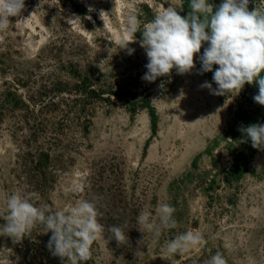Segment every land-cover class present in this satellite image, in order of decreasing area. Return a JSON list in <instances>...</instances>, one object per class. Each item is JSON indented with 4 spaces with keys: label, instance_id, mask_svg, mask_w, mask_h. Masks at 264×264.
Masks as SVG:
<instances>
[{
    "label": "rangeland",
    "instance_id": "374dc122",
    "mask_svg": "<svg viewBox=\"0 0 264 264\" xmlns=\"http://www.w3.org/2000/svg\"><path fill=\"white\" fill-rule=\"evenodd\" d=\"M169 4L25 0L0 30V210L13 193L61 210L93 202L104 232L83 264H207L217 252L227 264H264V151L234 120L240 93L200 87L217 88L209 72L200 74L207 42L190 73L173 69L155 82L142 79L141 32L131 55L120 48L129 17L142 31ZM248 7L264 9V0ZM161 203L175 208L177 227L154 241L137 217L148 210L155 219ZM113 225L128 235L126 245L112 239ZM46 231L38 225L21 242L0 235V264H68L52 254ZM187 231L207 243L162 258Z\"/></svg>",
    "mask_w": 264,
    "mask_h": 264
},
{
    "label": "clouds",
    "instance_id": "9594fccd",
    "mask_svg": "<svg viewBox=\"0 0 264 264\" xmlns=\"http://www.w3.org/2000/svg\"><path fill=\"white\" fill-rule=\"evenodd\" d=\"M250 0H222L216 7L209 0H190L187 16L182 0H175L159 11L151 22L143 25L136 16L129 17L128 27L120 39V48L131 55L135 49L129 47L136 41L135 34L142 33L141 47L146 51L147 72L142 79L155 82L158 77L170 75L175 69L178 74L190 73L195 68L194 56L201 52L207 42L201 61L200 74L213 71L217 88L205 81L200 87L210 89L213 94L237 95L245 84H258V94L253 99L264 106V9L249 10ZM25 9V0H0V30L8 27L10 18L19 17ZM100 18L105 21V12ZM241 132L251 140L253 148L264 151V124L242 127ZM156 218L148 210H142L137 217L140 231L151 233L158 240L165 229L177 227L175 208L167 203L159 204ZM102 213L93 202L79 200L75 206L53 209L47 204L37 206L31 197L13 193L6 199V207L0 210V218L6 223L0 225V235L8 236L14 242H21L38 225H44L52 235L48 248L68 264H83L93 259V245L103 238L104 225L98 217ZM158 221V222H157ZM108 231L118 246L126 245L128 235L120 226H111ZM111 239V240H112ZM199 232L187 231L169 241L166 245V260L176 254H185L191 247L206 244ZM140 251H137L139 253ZM207 264H227L220 252L213 255Z\"/></svg>",
    "mask_w": 264,
    "mask_h": 264
},
{
    "label": "trees",
    "instance_id": "16d2710c",
    "mask_svg": "<svg viewBox=\"0 0 264 264\" xmlns=\"http://www.w3.org/2000/svg\"><path fill=\"white\" fill-rule=\"evenodd\" d=\"M189 2L190 0H183V13L185 16H187L190 11ZM215 69L216 68L213 67V71L208 73L212 81L213 72ZM262 75H264V73H262ZM256 94H258V84L256 83H246L239 94V100L234 112V120H242L244 122V127H247L251 124H257L261 120H264V106L259 105L253 99ZM233 137H235V135H233ZM241 159L245 163L247 156L244 154L241 156Z\"/></svg>",
    "mask_w": 264,
    "mask_h": 264
}]
</instances>
